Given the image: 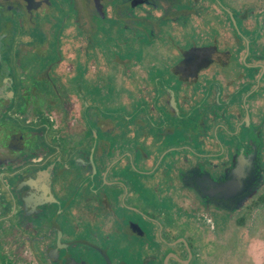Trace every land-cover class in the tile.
<instances>
[{"label":"flooded vegetation","instance_id":"1","mask_svg":"<svg viewBox=\"0 0 264 264\" xmlns=\"http://www.w3.org/2000/svg\"><path fill=\"white\" fill-rule=\"evenodd\" d=\"M0 264H264V0H0Z\"/></svg>","mask_w":264,"mask_h":264},{"label":"rangeland","instance_id":"2","mask_svg":"<svg viewBox=\"0 0 264 264\" xmlns=\"http://www.w3.org/2000/svg\"><path fill=\"white\" fill-rule=\"evenodd\" d=\"M125 34L123 33L122 36L120 37L121 39H125ZM118 38V39H120ZM117 39V40H118ZM116 47V53L121 55L122 57L129 55L130 57L132 56L133 58H136L138 61H145V65L148 68L147 70L150 71H157L159 70L160 72H166L168 71V64H170L168 54L165 52H162L159 50L155 49V47H146V50L141 49L140 45L133 44L131 41L126 42L124 41L123 44L117 43L115 45ZM159 56V58H157ZM250 61V59H248ZM249 63L244 62V64L241 66L242 68L247 69V66ZM236 257L240 256L238 253H236Z\"/></svg>","mask_w":264,"mask_h":264}]
</instances>
